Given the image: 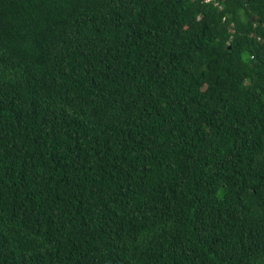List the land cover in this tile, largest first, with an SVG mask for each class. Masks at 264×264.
<instances>
[{
	"label": "trees",
	"instance_id": "1",
	"mask_svg": "<svg viewBox=\"0 0 264 264\" xmlns=\"http://www.w3.org/2000/svg\"><path fill=\"white\" fill-rule=\"evenodd\" d=\"M0 264H264V0H0Z\"/></svg>",
	"mask_w": 264,
	"mask_h": 264
}]
</instances>
